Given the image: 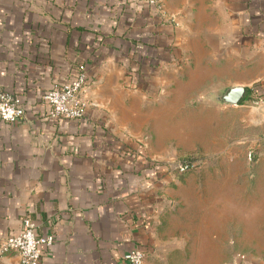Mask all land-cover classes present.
Masks as SVG:
<instances>
[{
  "label": "crops",
  "instance_id": "1",
  "mask_svg": "<svg viewBox=\"0 0 264 264\" xmlns=\"http://www.w3.org/2000/svg\"><path fill=\"white\" fill-rule=\"evenodd\" d=\"M80 71L85 114L51 118L44 93ZM233 86L243 97L223 102ZM0 89L24 105L0 120V243L29 217L54 236L39 264H127L134 248L171 264L178 241L157 228L171 198L198 201V232L221 248L245 235L263 251L250 264H264V153L244 158L264 152V0H162L161 13L145 0H0ZM213 136L210 153L201 139ZM196 140L200 177H169L165 159Z\"/></svg>",
  "mask_w": 264,
  "mask_h": 264
},
{
  "label": "rangeland",
  "instance_id": "2",
  "mask_svg": "<svg viewBox=\"0 0 264 264\" xmlns=\"http://www.w3.org/2000/svg\"><path fill=\"white\" fill-rule=\"evenodd\" d=\"M208 129L210 131H214L215 129L216 131L214 124L208 126ZM216 140H221V138H215V136H213L201 139L202 147L206 148L210 153H214L217 149ZM199 143L200 142L196 140L193 149L194 153L191 154L196 157L197 161L192 167L185 171H180L178 168V164L181 162L182 156L181 154L179 155L178 152L182 150V147L176 145V154L169 156L163 162L169 167V177L179 179H198L200 177V167L202 160L197 156L200 146ZM262 147V145L260 147H249L245 151L244 155L246 162H248L247 152L249 150H252L253 152V159L254 153L256 155V160L258 157L262 158L264 153L262 152ZM254 171L256 173V170ZM201 172H203V176L210 174L212 177H214L217 173L213 168L205 171L201 170ZM253 172H248L246 176L249 177L250 173ZM206 211L207 214H209L210 208H207ZM161 213L165 215L164 217L166 218V221L162 222L161 219V223H157L159 234L162 232L165 233L168 228L169 231H172L171 235L176 238L179 245L170 255L171 264H250V258L252 256L256 257V259L262 258L263 251H251L242 247L244 246L245 235H234L233 237L236 238L237 236L238 241L240 242H235L233 246H230L231 240L229 239L227 243L223 245V248H221L220 243L215 241L216 235H205L198 232L200 220L198 201H187L186 203H182V201L178 199L173 200L171 198H165L161 207ZM186 218L189 220L188 222L192 223L191 230L188 228H183ZM224 235L225 234H223L222 237H224ZM167 236L170 235L167 233ZM204 236H206V240L203 239ZM227 237H230V235H227Z\"/></svg>",
  "mask_w": 264,
  "mask_h": 264
},
{
  "label": "built area",
  "instance_id": "3",
  "mask_svg": "<svg viewBox=\"0 0 264 264\" xmlns=\"http://www.w3.org/2000/svg\"><path fill=\"white\" fill-rule=\"evenodd\" d=\"M157 13L162 11V0H145ZM90 82L85 72L80 71L73 79L56 85L44 93L43 99L48 103V114L53 119L76 120L85 114L88 98L87 92ZM253 104L258 105L262 99L254 98ZM24 115V105L19 96L0 89V120L14 123ZM252 150L247 152L248 162H252ZM195 163L189 165L181 160L178 164L180 171H185ZM54 236L41 235L37 232L36 223L29 217L22 219L19 232L8 235L0 243V255L15 252L18 254L16 264H39L42 245H49ZM124 258L127 264H145V252L139 248L129 250Z\"/></svg>",
  "mask_w": 264,
  "mask_h": 264
},
{
  "label": "water",
  "instance_id": "4",
  "mask_svg": "<svg viewBox=\"0 0 264 264\" xmlns=\"http://www.w3.org/2000/svg\"><path fill=\"white\" fill-rule=\"evenodd\" d=\"M244 87L233 86L228 88L221 96L220 99L229 104H237L244 95Z\"/></svg>",
  "mask_w": 264,
  "mask_h": 264
},
{
  "label": "trees",
  "instance_id": "5",
  "mask_svg": "<svg viewBox=\"0 0 264 264\" xmlns=\"http://www.w3.org/2000/svg\"><path fill=\"white\" fill-rule=\"evenodd\" d=\"M89 82H91V81L89 80ZM255 97H257V96H255ZM257 98H259V97H257ZM181 160L184 161V162H187L189 165H191L192 163H195L196 157L191 155V154H187V155L181 156ZM148 164L149 165L150 164H156V162H150L149 161ZM160 172L161 173L159 174V176L161 177L164 174V172H166V168L164 170H161Z\"/></svg>",
  "mask_w": 264,
  "mask_h": 264
}]
</instances>
